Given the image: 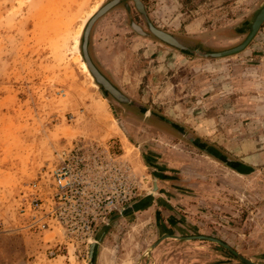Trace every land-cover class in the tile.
Returning <instances> with one entry per match:
<instances>
[{"label": "rangeland", "instance_id": "rangeland-1", "mask_svg": "<svg viewBox=\"0 0 264 264\" xmlns=\"http://www.w3.org/2000/svg\"><path fill=\"white\" fill-rule=\"evenodd\" d=\"M108 1L0 0V264L88 263V244L45 213L57 151L82 140L115 145L137 186L129 204L144 206L113 222L100 264H241L201 239L169 238L147 256L169 233L218 238L264 262V165L243 175L171 124L229 158L252 141L264 152V23L244 51L217 59L130 26L148 32L149 20L194 45L224 48L245 38L240 26L262 0H140L145 14L126 0L99 16L88 54L133 104L104 92L76 50L89 14Z\"/></svg>", "mask_w": 264, "mask_h": 264}, {"label": "built area", "instance_id": "built-area-1", "mask_svg": "<svg viewBox=\"0 0 264 264\" xmlns=\"http://www.w3.org/2000/svg\"><path fill=\"white\" fill-rule=\"evenodd\" d=\"M131 167L114 144L79 141L61 148L49 169L52 192L45 212L76 244H88L99 225L137 195ZM33 210L41 203L33 201Z\"/></svg>", "mask_w": 264, "mask_h": 264}, {"label": "water", "instance_id": "water-1", "mask_svg": "<svg viewBox=\"0 0 264 264\" xmlns=\"http://www.w3.org/2000/svg\"><path fill=\"white\" fill-rule=\"evenodd\" d=\"M123 1L126 0H109L100 8L94 12L93 16L88 20L86 23V26L84 27V30L82 32L81 38H80V55H82V58L85 60L90 73L92 74L95 82L102 87V90L106 93H108L110 96H112L115 100L118 101V103H131L133 104L134 101L130 99L126 94H123L117 86H115L110 79L100 71V69L97 67V65L92 60V57L88 54L89 53V37L91 32V27L93 22L102 14H104L106 11L110 10L116 5H120ZM134 6L138 10V12L145 14L143 4L140 0H133ZM264 23V0L261 1V3L258 5L256 10L252 13V15L248 18V21L243 23L240 26V30L244 32L246 35L245 38H243L239 43L224 47V48H210L205 47L203 48L201 45H194L191 43H187L176 37L175 35L167 32L162 31L160 28L154 26L149 20H146L148 32L144 31L143 28L134 23L131 22L130 26L131 28L142 35L150 34L157 40H160L163 44H167L170 46H173L177 49H180L185 52L195 53L198 56H201L202 58H224L229 57L232 55H237L244 51L248 46L249 43L253 40V38L256 36V34L259 32L262 24ZM148 111H145L144 114H147ZM174 128L177 129V131L180 134H183V136L187 137L194 146H196L198 149H200L203 153L207 154L208 156H212L218 161L224 163L225 165L232 167L236 169L237 171L243 170L242 165L226 156L221 154L220 151H218L213 146H206L204 143L200 142L197 138L190 137L185 131L182 130L180 126H178L175 123H171ZM157 187L156 180L153 182V189ZM143 200L138 199L135 200L131 204H127L123 209L119 210L118 212H114L111 214L106 220L102 221L99 225L94 237L92 240L88 243V254L87 264H96L98 260V254L100 251V245L102 244L104 238L107 235V231L110 228V226L115 221H119L122 219L130 218L133 216L134 211L144 208L142 205ZM169 238H174L177 240H194V239H201L203 241H212L217 243L218 245L222 246L223 248L227 249L229 252L237 256L241 262V264H264V262H252L249 259L244 258L241 254H239L237 251H235L233 248H231L228 244L221 241L218 238L214 237H206L201 235H192V236H180L177 234H165L163 235L159 240H157L152 246H150L146 250L147 256L150 255V252L154 249L155 245L159 243L160 241L167 240Z\"/></svg>", "mask_w": 264, "mask_h": 264}, {"label": "crops", "instance_id": "crops-1", "mask_svg": "<svg viewBox=\"0 0 264 264\" xmlns=\"http://www.w3.org/2000/svg\"><path fill=\"white\" fill-rule=\"evenodd\" d=\"M255 141H252L250 144V149L244 147V145L240 146V148L235 149L230 156H232L230 159L240 163L242 165L243 170L237 171L236 169L231 168L234 171H237L243 175H251L259 171V168L264 165V152H259L257 148L255 147ZM256 149V152L254 151ZM229 158V157H228ZM197 197H200V194H195ZM194 200H196V197H193ZM102 250H100V256L98 257L97 263L100 264L101 261V253ZM205 262V261H204Z\"/></svg>", "mask_w": 264, "mask_h": 264}, {"label": "bare ground", "instance_id": "bare-ground-1", "mask_svg": "<svg viewBox=\"0 0 264 264\" xmlns=\"http://www.w3.org/2000/svg\"><path fill=\"white\" fill-rule=\"evenodd\" d=\"M97 10H98V8L96 7V8L94 9V11L91 12V13L89 14V17H90V16H93L94 12L97 11ZM82 30H83V27L80 28L79 33H78L77 45H76V50H77V52H80V36H81V34H82ZM79 57H80V56H79ZM79 57H77V58H79ZM83 68H84L85 71L90 75V77L93 78V77H92V74L90 73V70H89V68H88V66H87V64H86V62H83ZM91 240H92V239H91ZM91 240H90V241H91Z\"/></svg>", "mask_w": 264, "mask_h": 264}, {"label": "flooded vegetation", "instance_id": "flooded-vegetation-1", "mask_svg": "<svg viewBox=\"0 0 264 264\" xmlns=\"http://www.w3.org/2000/svg\"><path fill=\"white\" fill-rule=\"evenodd\" d=\"M145 28V27H144ZM145 31V29H143ZM182 41L193 44L192 40L182 39ZM132 106V105H131ZM150 114V112H149ZM152 254V253H151Z\"/></svg>", "mask_w": 264, "mask_h": 264}]
</instances>
